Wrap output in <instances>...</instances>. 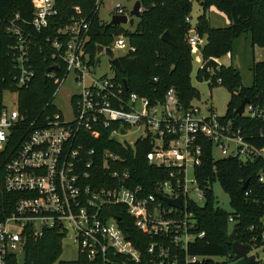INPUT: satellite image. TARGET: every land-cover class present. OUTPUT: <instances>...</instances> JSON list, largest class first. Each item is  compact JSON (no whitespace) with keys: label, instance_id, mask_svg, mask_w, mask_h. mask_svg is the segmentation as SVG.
I'll list each match as a JSON object with an SVG mask.
<instances>
[{"label":"built area","instance_id":"1","mask_svg":"<svg viewBox=\"0 0 264 264\" xmlns=\"http://www.w3.org/2000/svg\"><path fill=\"white\" fill-rule=\"evenodd\" d=\"M32 2L33 17L24 22L31 30L19 27L16 20L8 26V31L17 37L11 54L18 70L17 84L24 88L30 87L35 77L32 51L38 43L35 33L48 29L50 19L57 14L56 0ZM75 10L68 23L55 27L44 37L50 45L49 67L57 68L47 69L45 74L46 81L53 82L55 88L43 108V117L42 113L38 115L26 129L27 117L19 106L0 107V151L6 148L13 128L26 131L3 169L6 191L19 193L21 197L14 211L0 219V264H8L12 256L18 259L29 237L37 240L51 228H58L65 235L72 230L78 249L90 260L106 263L105 254L109 250L139 260L140 252L126 237L118 219L101 215L105 206L115 204L125 205L136 226L152 236L167 235L171 228L175 229V248L184 252L183 258L177 252L171 254L170 247L163 243H151L149 253L156 256L153 264H205L206 257L188 252V242L203 237L205 232H190L195 227L191 213L183 212L182 220L172 215L185 209L189 202L200 205L205 202V190L195 170L202 164L206 142L213 145V150L217 146L224 156L245 164L259 162L257 178L264 183V95L261 100H249L239 114L262 121L258 129L237 125L231 117L219 116L212 108L205 113L192 102L186 106L174 88L168 90L163 100L152 102L129 91L124 82L116 81L114 65L112 76L97 75L101 57L93 58L88 48L91 21L82 17L79 7ZM130 11L117 4L113 15L129 17ZM203 42L190 32L192 47ZM105 47H110L115 55L116 49L126 50L124 54L136 51L123 34L115 36ZM69 77L75 90L66 98L69 110L65 112L54 104V98ZM122 127L126 132L121 131ZM104 135L124 150L126 159L137 142L151 143L146 154L148 163L168 170V176L157 182L156 194L130 184L131 172L119 167L125 161L122 154L104 146L101 151L87 148L90 136L102 139ZM100 162L109 169L105 176L109 186L91 183ZM159 195L181 198L182 208L163 206L165 201ZM235 219V215H229L231 223ZM249 230L253 233L252 242L248 243L249 254L264 264L258 254L264 246V216Z\"/></svg>","mask_w":264,"mask_h":264},{"label":"trees","instance_id":"2","mask_svg":"<svg viewBox=\"0 0 264 264\" xmlns=\"http://www.w3.org/2000/svg\"><path fill=\"white\" fill-rule=\"evenodd\" d=\"M142 3V16L138 19L134 32H123L119 25L101 23L98 9L102 0H56L57 14L50 19V26L41 33H35L38 43L33 47V65L35 77L28 88L17 84L18 70L12 59L11 47L16 43V36L8 31V26L14 20L19 27L31 30L24 26L25 21L33 17L34 4L32 0H0V107L4 105V93L9 89H16L19 93V108L26 115L24 121L27 125L35 120L43 111L44 106L51 99L55 84L45 81L46 71L51 64L49 44L44 37L51 34L55 27L63 26L69 22L70 17L79 7L82 17L91 21L90 40L88 48L94 58L96 45H110L115 36L125 34L136 47L119 57L123 70L113 66L115 79L121 83L127 81L129 91L136 92L149 98L152 102L163 100L169 89L174 88L184 105H189L199 96V92L191 82L192 51L189 43L190 32L198 37L207 35L201 49L204 62L210 58H220L232 51L233 44L243 34H248L252 46H264V0H140ZM199 1L203 12L199 15L197 23L192 27L190 15L193 2ZM212 6L227 14L231 20L227 27L211 26L207 17V10ZM17 14L19 18L17 19ZM170 30L176 45L162 39V34ZM35 32V30H34ZM216 73L210 78L209 71L200 69L198 77L209 80L211 87L223 84L229 90L231 97L227 104L226 116L231 117L237 125L248 129H258L262 121L251 120L240 116L236 109L244 98L258 101L264 95V60H254L251 65L252 83L244 85L240 70L233 64L220 65ZM50 111L52 109L50 108ZM41 114V118L43 117ZM26 132V131H25ZM25 132H18L13 128L11 138L6 148L0 151V219L10 215L19 193L6 191L3 185V169L10 155L23 139ZM87 148L101 151L102 147L115 150L125 157L122 166L131 172L130 184L142 186L146 191L156 194L157 182L168 176V170L148 163L146 154L151 150V143L137 142L130 156L107 135L101 138L90 136ZM259 162L245 164L234 157H225L216 160L213 157V145L204 144L202 164L195 170V175L201 187L205 190V202L200 205L189 202L185 209L173 214L179 220L185 211L192 214L195 227L192 233L205 232L203 237L189 241L188 252L206 257L205 264H232L234 254L230 239V231L236 229V238L242 243H251L253 233L250 226L256 225L264 216V183L257 178ZM95 180L91 183L97 186H109L106 180L109 169L103 164L95 167ZM94 174V175H95ZM97 178V180H96ZM99 178V179H98ZM219 180L221 186L230 196L233 206L231 212L224 211L216 204L213 193V182ZM246 186L244 187V185ZM158 202H162L157 198ZM163 206L169 207L166 202ZM235 215V222L229 221V215ZM101 215L106 218L110 215L116 217L126 237L140 252L139 260L130 256L106 252L107 262L90 260L87 254L79 250L76 260H61L62 239L65 234L58 228H51L44 235L35 240L27 239L25 250L27 252L25 264H153L155 255L149 253L151 243H163L169 246L171 254L177 252L181 258L184 252L175 248V229L166 235H150L140 230L135 224V218L129 214L123 204L107 205ZM231 224L233 227L231 228ZM184 231L181 229L180 233ZM214 258H222L221 261ZM59 261V262H58ZM8 264H19L16 256L9 259Z\"/></svg>","mask_w":264,"mask_h":264},{"label":"rangeland","instance_id":"3","mask_svg":"<svg viewBox=\"0 0 264 264\" xmlns=\"http://www.w3.org/2000/svg\"><path fill=\"white\" fill-rule=\"evenodd\" d=\"M100 1V0H99ZM137 0H102L99 9L98 16L101 23L107 24L113 16V10L117 4H121L122 7L126 10H132L135 2ZM203 9L199 1L193 2V8L190 15V21L192 27L197 23V19L200 14H202ZM207 17L211 26L213 27H227L230 25V18L227 14L220 11L217 7L212 6L207 10ZM138 18L135 19L134 25L120 24L119 28L124 32H134L137 28ZM125 35V34H123ZM207 35L204 34L199 36V39H202L205 42ZM199 46H194L192 51V71H191V82L193 86L199 92V96L196 97L192 103L199 106L207 113L208 108H212L216 114L223 116L227 110V104L230 100L231 94L227 87L223 84H218L211 87L209 80L205 77L200 79L198 77L200 69H202L204 64V59L202 55L203 44ZM126 52V50L116 49V55L121 56ZM254 60H264V46L255 45L252 46L251 40L248 34H243L238 39L234 41L232 51L224 54L218 61L220 65L229 66L233 64L237 67L242 75L243 83L246 86L251 85L252 83V71L251 65ZM216 68H209L210 78L216 73ZM113 68L110 61V58L107 55H103L100 58L97 67V75H113ZM75 90V87L72 86L71 77H69L62 85L61 90L54 98V104H56L61 110L68 112L69 108L66 102V98ZM3 103L7 108L14 109L19 106V93L16 89H9L4 93ZM132 136H129L131 138ZM120 139L121 137H117ZM233 149V145L231 150ZM213 157L218 160L229 156H224L219 149V147H214ZM213 193L216 199V204L221 207L224 211L231 212L233 206L230 202L229 194L221 186L219 180L213 182L212 185ZM233 224H231V228ZM230 231V235L232 230ZM74 232L70 230L65 237L62 239V254L59 261L63 260H76L79 255V249L77 243L74 242ZM260 260L264 261V246L261 247V250L258 251ZM215 260L221 261L222 258H214ZM58 261V262H59ZM58 264V263H56ZM231 264V263H230Z\"/></svg>","mask_w":264,"mask_h":264},{"label":"water","instance_id":"4","mask_svg":"<svg viewBox=\"0 0 264 264\" xmlns=\"http://www.w3.org/2000/svg\"><path fill=\"white\" fill-rule=\"evenodd\" d=\"M142 16V3L140 0H137L130 11L129 17L127 15L114 14L109 21L108 25H120L127 24L134 25L136 18H141ZM162 39L172 45H176V39L173 33L170 30H166L162 34ZM107 55L110 58L111 64L117 67L120 71L123 70L119 57H116L115 52L110 47H105L103 44L96 45V59H99L103 55ZM220 66V62L217 58H210L206 60L203 64L202 69L209 70V68H217ZM56 66L49 67L48 70L56 69ZM46 81V79H45ZM125 87L128 88L127 81L124 80ZM249 102L248 98H244L240 105L237 107L236 111L238 114H242L244 111L245 105ZM121 131L126 132L122 127ZM247 183H245L244 187ZM159 197L164 200L169 206L175 208H182V199L181 198H171L163 195ZM232 252L235 256L234 262L232 264H261L255 255H250L251 245L248 243H242L236 238V229L234 228L230 235ZM27 257V252L24 250L22 254L18 257L19 264H25Z\"/></svg>","mask_w":264,"mask_h":264}]
</instances>
